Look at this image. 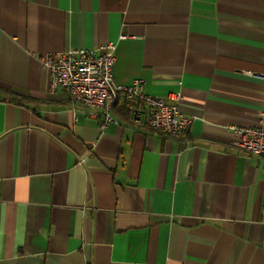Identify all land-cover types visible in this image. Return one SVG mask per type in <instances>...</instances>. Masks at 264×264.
Segmentation results:
<instances>
[{"label":"crops","instance_id":"obj_1","mask_svg":"<svg viewBox=\"0 0 264 264\" xmlns=\"http://www.w3.org/2000/svg\"><path fill=\"white\" fill-rule=\"evenodd\" d=\"M115 44L113 78L181 138L51 90L44 57ZM0 264H264V0H0Z\"/></svg>","mask_w":264,"mask_h":264},{"label":"built area","instance_id":"obj_2","mask_svg":"<svg viewBox=\"0 0 264 264\" xmlns=\"http://www.w3.org/2000/svg\"><path fill=\"white\" fill-rule=\"evenodd\" d=\"M51 74V90L61 89L75 103L101 112L100 128L116 123L111 108L119 96L133 108L132 119L142 122L156 133L172 138L185 136L191 119L177 102L146 94L141 80L122 85L113 78L115 44L107 42L96 48H70L43 58ZM238 138L233 144L253 155L264 158V115L252 126L234 127Z\"/></svg>","mask_w":264,"mask_h":264},{"label":"trees","instance_id":"obj_3","mask_svg":"<svg viewBox=\"0 0 264 264\" xmlns=\"http://www.w3.org/2000/svg\"><path fill=\"white\" fill-rule=\"evenodd\" d=\"M0 93L3 94V95L8 96L9 99H10L12 102H15V103H21V102H23V100L25 99V98L22 97V96H18L17 94H14V93H12V92H7V91L1 90V89H0Z\"/></svg>","mask_w":264,"mask_h":264}]
</instances>
